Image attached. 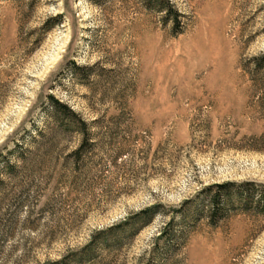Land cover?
I'll return each mask as SVG.
<instances>
[{
  "label": "rangeland",
  "instance_id": "rangeland-1",
  "mask_svg": "<svg viewBox=\"0 0 264 264\" xmlns=\"http://www.w3.org/2000/svg\"><path fill=\"white\" fill-rule=\"evenodd\" d=\"M263 59L264 0H0V264H264Z\"/></svg>",
  "mask_w": 264,
  "mask_h": 264
},
{
  "label": "trees",
  "instance_id": "trees-1",
  "mask_svg": "<svg viewBox=\"0 0 264 264\" xmlns=\"http://www.w3.org/2000/svg\"><path fill=\"white\" fill-rule=\"evenodd\" d=\"M160 7V6H158ZM60 15H55L51 19L55 22L59 21ZM264 61V59H263ZM264 63V62H263ZM262 64H257L256 68L260 67ZM72 67L76 68L74 64H72ZM46 104H48L49 112H51L52 118L54 120V124L58 128L59 131L61 132H69L73 131L77 133L80 136V142L78 147L71 152V154L75 155V160H79L81 152L83 150V146L85 145L86 142H88L89 138V133H88V125L90 124L87 123L83 118H81L77 113H75L72 109L69 108L65 103L59 101L56 99L54 96L51 94L46 95ZM93 121V120H92ZM40 132V131H39ZM46 143H50L49 145L51 146V137H48L42 141L41 144H39V148L43 147V145H47ZM28 152V151H27ZM30 153H27L23 156L20 157L21 160H25ZM5 167L13 168L14 164H6ZM243 184L251 185L252 182L246 181ZM235 183L232 181H225L222 183H214L211 185H207L205 190H210L212 187L215 188V191L212 194L208 195V206L210 215H213L217 211V203L219 202L220 204L223 203V205H231L232 204V195H230L229 189L230 187L234 186ZM251 187V186H250ZM203 189V190H204ZM253 189V188H252ZM243 197L237 198L240 201L242 200ZM155 206H149L147 208H144L137 213H134L131 215V217L127 218L124 222L115 224L113 226L107 227L105 230H112L113 228H118L121 227L125 224H128L130 218H136L141 216L142 221L146 222L154 213L155 211Z\"/></svg>",
  "mask_w": 264,
  "mask_h": 264
}]
</instances>
